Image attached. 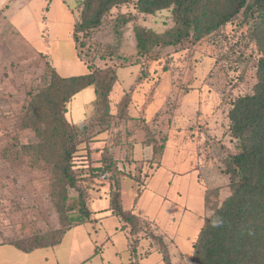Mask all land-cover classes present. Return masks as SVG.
Segmentation results:
<instances>
[{
  "label": "rangeland",
  "instance_id": "374dc122",
  "mask_svg": "<svg viewBox=\"0 0 264 264\" xmlns=\"http://www.w3.org/2000/svg\"><path fill=\"white\" fill-rule=\"evenodd\" d=\"M81 1L6 0L1 11L7 20L0 30L6 24L9 33L3 30L0 38V45L6 38L0 55V242H28L62 226L51 196L52 167L42 162L32 168L23 153L24 145L37 142L21 125L30 100L48 86L53 70L72 77L110 69L117 81L109 105L100 106L92 86L72 99L66 114L79 138L74 171L82 178L96 174L80 184L93 213L81 228L98 231L99 243L112 236L114 247L104 244L107 264L128 262L130 239L140 255L152 252L139 264H165L153 231L168 243L172 264H194V240L212 208L230 195L228 115L231 101L257 83L254 20L241 14L201 41L158 46L140 58L135 26L162 35L175 27L173 8L145 15L134 3L115 7L91 36L79 34L80 48L74 33ZM119 17L129 19L120 35ZM153 141L165 144L161 157L154 156ZM117 188L125 210L138 217L133 235L108 210Z\"/></svg>",
  "mask_w": 264,
  "mask_h": 264
},
{
  "label": "trees",
  "instance_id": "16d2710c",
  "mask_svg": "<svg viewBox=\"0 0 264 264\" xmlns=\"http://www.w3.org/2000/svg\"><path fill=\"white\" fill-rule=\"evenodd\" d=\"M129 3H134L138 14L145 15L173 8L175 27L162 35L135 26L140 58L150 55L158 46H178L191 37L194 42L201 41L241 14L254 20L252 39L261 54L257 63V83L250 93L231 101L228 115L234 147L224 158V174L230 180V195L212 208V214L205 219L193 242L192 261L194 264H264V0H82L81 20L75 25V42L80 48L84 47L85 42L79 34L84 39L91 36L113 8ZM128 22V18L119 17L116 34L120 35L119 27ZM52 73L48 86L32 97L22 119V128L32 131L37 142L22 148L32 168L42 162L52 167L51 196L62 226L28 242L9 243L24 252L57 246L69 229L91 220L93 213L80 184L96 174L82 178L75 173L78 131L66 114L72 99L92 86L100 106H108L109 95L117 81L115 70L110 69L72 77H62L55 70ZM150 145L155 157L163 155L165 144L153 141ZM111 166L110 162L104 169ZM71 190L78 192L76 196L70 194ZM215 191L217 189L207 191L206 203ZM141 194L139 190L136 201ZM70 199L72 204L69 205ZM110 201L108 210L124 223V227H132L131 235L136 233L138 217L125 210L118 188ZM151 233L160 246L158 251L163 254L164 263L172 264L168 243L154 231ZM128 251V264H139L141 258L152 253L147 250L140 255L131 239Z\"/></svg>",
  "mask_w": 264,
  "mask_h": 264
},
{
  "label": "crops",
  "instance_id": "0c3cea01",
  "mask_svg": "<svg viewBox=\"0 0 264 264\" xmlns=\"http://www.w3.org/2000/svg\"><path fill=\"white\" fill-rule=\"evenodd\" d=\"M5 1L6 0H0V14H2L1 11L6 6L4 4ZM18 11L19 9L15 7L11 12L17 14ZM5 19L7 20V18ZM5 19L4 16L0 15V21H2V23L5 22ZM3 30L7 32L6 24H3V28L0 30V38L3 34ZM8 33L9 32H7L6 35ZM14 34L15 32L12 35ZM4 39L6 38L4 37ZM4 39L2 41V44L0 45V55L1 48H3L2 45H4ZM20 39L24 41L23 37H21ZM81 227L82 225L75 226L67 231L66 235L71 232V240L69 246L64 250H62L61 247L65 238H63L62 243L57 246L39 248L32 252H24L12 245L0 242V264H107L106 258L103 257L104 248L105 245H108V247H114L115 242L112 239V236H107L104 242L99 243L100 239L98 238V231L94 230L92 233L91 228L86 229ZM84 245L87 246L86 249ZM126 250L127 248L124 251ZM116 254H120V252L118 251L115 253V255ZM128 263L129 259L128 262H121L120 264ZM108 264H111V261L108 260Z\"/></svg>",
  "mask_w": 264,
  "mask_h": 264
}]
</instances>
